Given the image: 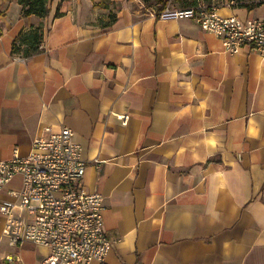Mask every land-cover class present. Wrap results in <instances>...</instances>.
Here are the masks:
<instances>
[{
  "label": "crops",
  "instance_id": "1",
  "mask_svg": "<svg viewBox=\"0 0 264 264\" xmlns=\"http://www.w3.org/2000/svg\"><path fill=\"white\" fill-rule=\"evenodd\" d=\"M166 1L48 0L38 18L0 0V160L27 154L46 127L71 129L84 189L103 197L105 264H264V57L159 18ZM208 2L264 19V3ZM37 27L40 50L13 55ZM19 184L0 187V202ZM3 223L0 264H41L47 249L10 246Z\"/></svg>",
  "mask_w": 264,
  "mask_h": 264
},
{
  "label": "built area",
  "instance_id": "2",
  "mask_svg": "<svg viewBox=\"0 0 264 264\" xmlns=\"http://www.w3.org/2000/svg\"><path fill=\"white\" fill-rule=\"evenodd\" d=\"M157 16L193 21L217 37L226 53L247 50L264 57V19L221 15L217 4L204 0L182 9L172 8V0H167ZM116 117L126 125L128 115ZM44 132L33 139L27 154L14 150L11 158L0 160V187L17 176L20 180L18 189L8 192L12 200L0 202L1 235L10 246L30 242L47 249L41 264H105L113 241L104 228L103 197L84 189L87 162L81 146L68 127L57 131L46 127ZM13 260L18 259L7 256L6 264Z\"/></svg>",
  "mask_w": 264,
  "mask_h": 264
},
{
  "label": "trees",
  "instance_id": "3",
  "mask_svg": "<svg viewBox=\"0 0 264 264\" xmlns=\"http://www.w3.org/2000/svg\"><path fill=\"white\" fill-rule=\"evenodd\" d=\"M196 0L190 1L187 5L191 7L195 4ZM209 5L210 0H204ZM234 2L230 7L234 8H247L253 9L260 6L263 2L260 0L251 5H244L243 0H228ZM162 2V0H161ZM236 2V3H235ZM18 3L22 7V13L24 16L34 15L38 18H44L48 15V0H18ZM187 8V7H186ZM43 39V29L37 27L31 29L27 33L22 34L18 39L12 43L11 53L13 55H19L21 57L28 58L36 54L40 50V46Z\"/></svg>",
  "mask_w": 264,
  "mask_h": 264
},
{
  "label": "rangeland",
  "instance_id": "4",
  "mask_svg": "<svg viewBox=\"0 0 264 264\" xmlns=\"http://www.w3.org/2000/svg\"><path fill=\"white\" fill-rule=\"evenodd\" d=\"M259 0H243L242 3H244V5H251L256 3ZM225 2V1H224ZM224 2H220V5H223ZM189 3V2H188ZM234 3V2H233ZM236 3V2H235ZM190 6V5H189Z\"/></svg>",
  "mask_w": 264,
  "mask_h": 264
}]
</instances>
